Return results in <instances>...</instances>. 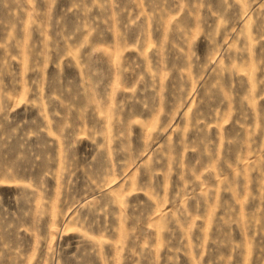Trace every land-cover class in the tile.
<instances>
[{"label": "rangeland", "instance_id": "1", "mask_svg": "<svg viewBox=\"0 0 264 264\" xmlns=\"http://www.w3.org/2000/svg\"><path fill=\"white\" fill-rule=\"evenodd\" d=\"M0 264H264V0H0Z\"/></svg>", "mask_w": 264, "mask_h": 264}]
</instances>
